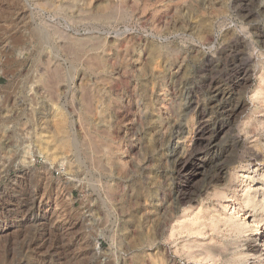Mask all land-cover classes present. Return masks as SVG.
I'll use <instances>...</instances> for the list:
<instances>
[{
  "label": "rangeland",
  "instance_id": "1",
  "mask_svg": "<svg viewBox=\"0 0 264 264\" xmlns=\"http://www.w3.org/2000/svg\"><path fill=\"white\" fill-rule=\"evenodd\" d=\"M215 87L247 106L213 135ZM187 158L262 205L264 0H0V264H235L200 255L225 245L264 264V204L242 235L218 223L228 200L204 202L213 189L185 220L174 208L173 190L202 182Z\"/></svg>",
  "mask_w": 264,
  "mask_h": 264
},
{
  "label": "bare ground",
  "instance_id": "2",
  "mask_svg": "<svg viewBox=\"0 0 264 264\" xmlns=\"http://www.w3.org/2000/svg\"><path fill=\"white\" fill-rule=\"evenodd\" d=\"M247 6V5H246ZM247 16V15H246ZM241 41V40H240ZM241 43V42H239ZM253 62V61H252ZM237 71V70H236ZM214 78V77H213ZM239 78H241V81H250L251 78V71L248 67H245L244 69L241 70L240 76ZM238 78V79H239ZM233 84L234 88L236 89V87L238 86L240 80H238ZM221 84V83H220ZM244 84V83H243ZM211 85V84H210ZM213 87V86H212ZM232 88L230 90L227 89H222L219 87H215V93H216V97L221 99V113L222 116L224 117L223 119V123L222 126L218 129L214 130L213 135L218 134L219 132L225 130V126H228L230 124H233L237 121V119L240 117V115L245 111L247 103L245 102V100H243L242 98H235V89ZM235 90V91H234ZM219 100V99H218ZM220 106V105H219ZM219 110V109H218ZM203 113V112H202ZM204 125V127H203ZM208 123H203L201 126H199L198 130H199V136L202 137L203 135H205L204 131L206 129H208ZM203 130V131H202ZM196 134V133H195ZM198 137V136H197ZM211 137V136H210ZM211 140V139H209ZM211 142L213 143V141L211 140ZM178 151V150H177ZM194 151V150H193ZM185 154V153H184ZM42 155V154H41ZM207 155V154H206ZM190 157V156H189ZM200 158V157H199ZM202 158V157H201ZM188 159V160H187ZM185 161V164L182 165V170L184 173L188 172L189 170H192L193 173L198 176H200L202 178V182L201 184L197 185L196 183H193L192 180L190 178V183L188 185L185 186H178L175 190H173L170 194L171 199L173 200V206H175L174 208L176 210H179L182 206L185 205H189V210H187L185 212V215L183 217V219L185 220V218L188 216L187 212H191V213H195L194 210V205L197 204L198 199H200V197H202L203 195H205L206 192H208L210 189H213L212 194H207L208 196L205 199V201H210V200H214L216 199V201L218 200H228V204L224 205L223 208V213L219 214V217L224 218L223 221L219 220L218 223H222L224 222L226 225H229V227L231 228L232 231L238 233L239 235L244 234L245 232H247V227L243 224H241L238 221V217H240V214H242L243 217V212L245 208H250L252 211H254L258 206L260 208H262V205L264 204V199H262V205L259 203L258 199L256 198H252V195L250 193H246L244 201L246 202L247 205L243 206V204L241 203L240 199L238 198L237 194H233L232 196H230L228 193H230V190H228L227 188H221V186L219 187L218 184L225 181L226 175H227V170L225 168L224 165H211V170L209 171H202L201 167L202 165H198L196 163V159L195 158H187ZM185 160V159H184ZM205 161H208L207 157L206 159H204ZM196 182V181H195ZM214 187V188H212ZM46 190V189H45ZM210 192V191H209ZM46 193V192H45ZM260 194V193H259ZM261 195V194H260ZM257 196V195H256ZM262 196V195H261ZM165 200V197L163 198ZM218 199V200H217ZM215 202V201H214ZM40 205L37 207L38 209H40V214H47L46 212V205H48L49 203H45L43 204L42 202L39 203ZM232 204V205H231ZM34 207V206H33ZM164 207L166 206H162V209H164ZM166 211V210H164ZM201 211V210H200ZM205 212L209 213L210 215L213 213L212 210V206L208 207L205 211L203 210L199 215H195L196 218H194L195 220H193L192 225L193 226H197L198 229L205 226V224H202L201 221V216L202 214H206ZM232 212V213H230ZM257 212V211H256ZM39 214V215H40ZM207 215V214H206ZM245 216V215H244ZM39 216H31L30 221L31 223L37 224V226L43 225V223H45V221L43 219H39ZM203 217V215H202ZM183 222L179 223L178 226V230H179V234L182 235L184 233V225ZM162 225V224H161ZM186 226V225H185ZM189 226V225H188ZM187 226V228H188ZM156 227V226H155ZM163 227V225L161 226ZM255 228L257 231H260V226H259V222L254 218L253 221V226L252 228ZM163 229V228H162ZM161 229V230H162ZM197 229V233H199V235H203L202 231ZM181 230V231H180ZM189 230V229H188ZM183 231V232H182ZM192 231V230H191ZM1 233V232H0ZM3 233V232H2ZM161 233V232H160ZM186 233V232H185ZM173 236L175 235L174 233L172 234ZM157 236V235H156ZM159 237V235H158ZM1 238V237H0ZM1 240V239H0ZM154 241V240H153ZM156 241V240H155ZM253 242V241H252ZM156 244V243H155ZM251 244V243H250ZM249 244V245H250ZM185 246V245H184ZM183 246V248H184ZM189 246V245H188ZM187 246V249L190 248ZM36 247V246H35ZM192 247V246H191ZM239 247V246H238ZM31 248V247H30ZM182 248V249H183ZM33 249V248H31ZM30 249V250H31ZM186 249V248H185ZM35 250V249H34ZM27 251V250H26ZM190 251V250H189ZM202 251V250H201ZM232 251V248L230 247V245H225L223 247H217V246H206L204 247L202 253H200L201 256L204 257V261L205 260H211V261H215L217 258H220L221 261L224 262H228L232 261L236 262L239 264V261L246 259L247 254L244 253L242 250H239L237 253H235L237 250L232 251L233 256L232 258L228 259L229 253ZM248 251L249 252H253L254 251V247L252 246V244L248 247ZM24 252V251H23ZM34 252V251H33ZM182 252V251H181ZM186 252V251H185ZM188 252V251H187ZM195 252V251H194ZM193 252V253H194ZM183 253V252H182ZM190 256H193L194 254L192 252H189ZM79 254V253H78ZM186 254V253H184ZM28 255V254H27ZM32 255V254H31ZM200 256V257H201ZM24 257V256H23ZM231 257V256H230ZM22 258V257H21ZM27 258V257H26ZM31 258V257H30ZM192 259V257H191ZM194 259V257H193ZM154 260V259H152ZM22 261V260H20ZM18 262V264H22L21 262ZM202 261V260H201ZM218 261V260H217ZM215 263V262H214ZM222 263V262H221ZM235 263V264H236ZM245 263V262H244ZM217 264V263H216Z\"/></svg>",
  "mask_w": 264,
  "mask_h": 264
}]
</instances>
